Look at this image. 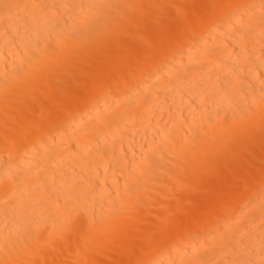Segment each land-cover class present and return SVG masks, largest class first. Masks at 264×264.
Segmentation results:
<instances>
[{"label": "bare ground", "instance_id": "bare-ground-1", "mask_svg": "<svg viewBox=\"0 0 264 264\" xmlns=\"http://www.w3.org/2000/svg\"><path fill=\"white\" fill-rule=\"evenodd\" d=\"M0 264H264V0H0Z\"/></svg>", "mask_w": 264, "mask_h": 264}]
</instances>
